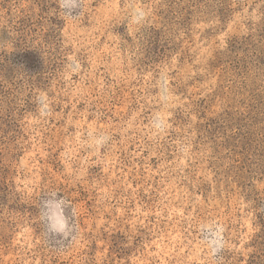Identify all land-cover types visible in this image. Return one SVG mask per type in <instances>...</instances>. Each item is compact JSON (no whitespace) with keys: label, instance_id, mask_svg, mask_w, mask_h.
Masks as SVG:
<instances>
[{"label":"rangeland","instance_id":"obj_1","mask_svg":"<svg viewBox=\"0 0 264 264\" xmlns=\"http://www.w3.org/2000/svg\"><path fill=\"white\" fill-rule=\"evenodd\" d=\"M0 264H264V0H0Z\"/></svg>","mask_w":264,"mask_h":264},{"label":"clouds","instance_id":"obj_2","mask_svg":"<svg viewBox=\"0 0 264 264\" xmlns=\"http://www.w3.org/2000/svg\"><path fill=\"white\" fill-rule=\"evenodd\" d=\"M58 5L61 10H65L70 5L71 7L79 6V0H58ZM64 14L70 16V13L65 12ZM44 109L45 111H42L41 114L48 115L50 110L47 104L44 105ZM48 195L51 199L42 200L40 207V218L45 225L46 232L52 236L59 235L61 237L60 242L75 239V225L69 224L68 217L64 215V208L69 206L68 201L58 196L56 192H51ZM74 216L75 213L73 212ZM199 229L204 243L208 246L210 257L213 261L222 259L219 257V254L225 249V240L223 237L224 226L220 223L213 224L211 222H204L199 226Z\"/></svg>","mask_w":264,"mask_h":264}]
</instances>
